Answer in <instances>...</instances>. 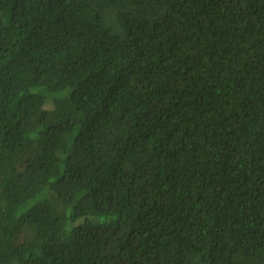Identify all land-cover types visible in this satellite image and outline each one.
I'll return each mask as SVG.
<instances>
[{
	"label": "trees",
	"instance_id": "1",
	"mask_svg": "<svg viewBox=\"0 0 264 264\" xmlns=\"http://www.w3.org/2000/svg\"><path fill=\"white\" fill-rule=\"evenodd\" d=\"M0 264H264V0H0Z\"/></svg>",
	"mask_w": 264,
	"mask_h": 264
}]
</instances>
